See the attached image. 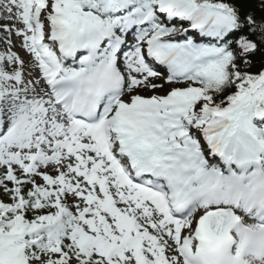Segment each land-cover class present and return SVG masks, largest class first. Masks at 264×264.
I'll return each mask as SVG.
<instances>
[{
  "label": "snow or ice",
  "instance_id": "snow-or-ice-1",
  "mask_svg": "<svg viewBox=\"0 0 264 264\" xmlns=\"http://www.w3.org/2000/svg\"><path fill=\"white\" fill-rule=\"evenodd\" d=\"M0 8V264H264V0Z\"/></svg>",
  "mask_w": 264,
  "mask_h": 264
},
{
  "label": "rangeland",
  "instance_id": "rangeland-1",
  "mask_svg": "<svg viewBox=\"0 0 264 264\" xmlns=\"http://www.w3.org/2000/svg\"><path fill=\"white\" fill-rule=\"evenodd\" d=\"M3 12V9L0 8V13ZM8 21H6L5 19H0V24H3V23H7ZM0 47H2V45H0Z\"/></svg>",
  "mask_w": 264,
  "mask_h": 264
}]
</instances>
